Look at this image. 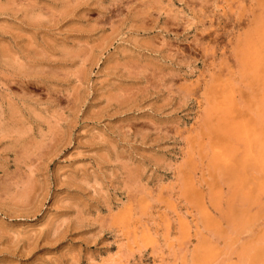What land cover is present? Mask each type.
I'll use <instances>...</instances> for the list:
<instances>
[{"label": "rangeland", "instance_id": "obj_1", "mask_svg": "<svg viewBox=\"0 0 264 264\" xmlns=\"http://www.w3.org/2000/svg\"><path fill=\"white\" fill-rule=\"evenodd\" d=\"M0 264H264V0H0Z\"/></svg>", "mask_w": 264, "mask_h": 264}]
</instances>
